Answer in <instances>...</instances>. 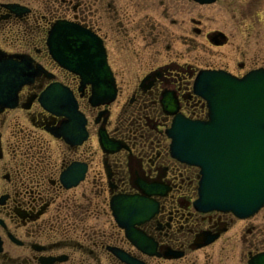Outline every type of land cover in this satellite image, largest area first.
I'll return each instance as SVG.
<instances>
[{
    "label": "flooded vegetation",
    "instance_id": "flooded-vegetation-1",
    "mask_svg": "<svg viewBox=\"0 0 264 264\" xmlns=\"http://www.w3.org/2000/svg\"><path fill=\"white\" fill-rule=\"evenodd\" d=\"M6 1L0 53L28 63L10 75V87L24 79L12 105L0 97V264H128L113 250L142 264H264V203L243 216L199 208L200 168L168 134L177 116L207 120L202 71L264 69V0H12L20 15ZM58 19L101 40L103 85L53 58ZM133 196L142 242L113 209Z\"/></svg>",
    "mask_w": 264,
    "mask_h": 264
},
{
    "label": "water",
    "instance_id": "water-1",
    "mask_svg": "<svg viewBox=\"0 0 264 264\" xmlns=\"http://www.w3.org/2000/svg\"><path fill=\"white\" fill-rule=\"evenodd\" d=\"M5 6L16 14L24 13L18 4ZM48 44L60 65L103 85L109 70L98 38H91L76 23L58 20L49 32ZM0 56L6 54L0 53ZM14 56L21 58V55H9V58L0 59V97L15 92L4 85V81L8 83L7 74L25 66L23 60L14 62ZM17 63L19 68H16ZM197 89L208 102L209 119L189 121L176 117L168 132L173 139V152L181 160L200 166L198 204L201 207L232 210L240 216L251 214L264 203V70L252 71L242 78L222 72H204L198 78ZM104 93L94 94L93 98L113 97L112 90L107 95ZM125 202H129L132 211L126 218L128 222L118 221L119 224L125 227L132 241H145L132 227L141 214L140 208L135 200ZM120 204L113 205L118 219ZM113 251L129 264H141ZM53 260L49 258L44 262L48 264Z\"/></svg>",
    "mask_w": 264,
    "mask_h": 264
},
{
    "label": "rangeland",
    "instance_id": "rangeland-1",
    "mask_svg": "<svg viewBox=\"0 0 264 264\" xmlns=\"http://www.w3.org/2000/svg\"><path fill=\"white\" fill-rule=\"evenodd\" d=\"M10 1V0H9ZM12 1V0H11ZM39 1V0H38ZM37 1V2H38ZM52 0H49V2L47 3V4H45V2H44V0H40V8H44L46 5H49L50 4V2H51ZM7 2V1H6ZM44 2V3H43ZM204 7H209V6H202V7H200V8H198L199 10H198V12L200 13V14H202V19H203V22H205V20L207 19V17L208 16H206V12H204V10H201V9H204ZM201 17V16H200ZM206 23H207V21H206ZM1 34V33H0ZM5 37L7 38V40H8V42H10V43H12V44H14V45H16V47L18 46V48L20 47V42L19 41H17L16 39H14V38H12V36L10 35V34H8V36H7V33H5ZM2 39V36L0 35V40ZM20 40V39H19ZM228 48V50H229V54L228 55H230V57H233V55L234 56H236L237 54H234V53H231L230 54V52H231V48H232V46H228L227 47Z\"/></svg>",
    "mask_w": 264,
    "mask_h": 264
}]
</instances>
